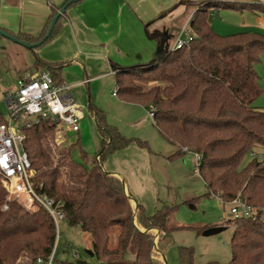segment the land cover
<instances>
[{
    "label": "trees",
    "instance_id": "obj_1",
    "mask_svg": "<svg viewBox=\"0 0 264 264\" xmlns=\"http://www.w3.org/2000/svg\"><path fill=\"white\" fill-rule=\"evenodd\" d=\"M82 1L72 2L67 9ZM191 4L197 6L191 20L193 38L172 50L163 46V35H151L158 44L155 58L119 68L115 75L117 95L155 110L159 133L178 146L170 159L188 152L201 155L199 170L207 186L203 196L216 195L230 202L241 194L257 209L256 218L227 221L234 231L232 257L226 264H264V157L254 156L242 165L249 153L255 155L254 150L264 149V108L254 105L263 93L255 65L264 53V33L222 35L208 20L212 8L264 13V3L199 0ZM61 8L52 10L37 36L7 32L30 43L39 42ZM66 14L60 16L52 34L40 46L60 32ZM37 63L57 82H63L64 63L40 58ZM89 107L103 138L91 167L74 161L73 147L56 144L52 137L57 124L51 119L42 118L25 129L33 184L63 203L70 225L90 233L96 264H167L162 241L172 237L175 228L169 225V218L179 205L164 202L148 215L143 204H133L134 196L126 190L124 181L103 167L110 155L132 143L149 151L150 145L140 138L124 136L92 101ZM4 121L0 113V123ZM1 181L0 175V264H16L20 258H27L26 264H35L40 257L48 258L57 235L52 217L43 208L29 211L9 200ZM194 200L198 198L191 202ZM156 228L160 231L157 248L152 232ZM206 228L196 230L202 234ZM179 252L181 264H202L196 262L192 246H180ZM71 264L90 263L77 260Z\"/></svg>",
    "mask_w": 264,
    "mask_h": 264
},
{
    "label": "rangeland",
    "instance_id": "obj_2",
    "mask_svg": "<svg viewBox=\"0 0 264 264\" xmlns=\"http://www.w3.org/2000/svg\"><path fill=\"white\" fill-rule=\"evenodd\" d=\"M177 1L178 3L181 2L180 0ZM197 1L199 2V0H190L192 3ZM223 1L247 2L244 0ZM196 9L197 6L191 4L186 13L181 12L183 15L177 20V24L181 25L182 28L191 11L193 10L194 13ZM249 16L251 15H242L240 11L219 7L209 10L208 20L211 25L215 24V27H217V23L225 24L223 26L229 24L227 28L238 24L239 29H224L221 33L228 35L245 31L247 27L244 24L245 21L248 22ZM169 38H172V36ZM165 41L166 39H164ZM151 43L157 45V41L154 39ZM164 44L166 48H170L174 41L171 42L170 39ZM13 56L10 55L9 57L8 54L0 50V113L4 119L8 117L6 96L18 88V77L21 71L17 70V67L25 65L23 60H17ZM127 62L132 64L130 61ZM144 62L149 61L145 60ZM255 68L260 76L263 93L254 102V105L264 108V53L261 54V60L256 63ZM92 87L94 96L88 92L86 87L75 88L72 91L80 105V110L85 114V118L81 122L80 133L57 126L52 137L55 139L56 144L58 146L73 147L72 158L74 161L91 167V161L96 158L102 141L97 121L89 107L92 101L95 106L106 114L108 122L122 127L120 132L124 136L147 141L151 150L162 154V156H154V162L152 168H150L151 173L148 174V177H143L146 175V170L143 173L138 171L136 173L138 174L137 178L128 176L127 171L124 174L129 184L135 183L134 190L137 193L133 191L131 193L135 201L138 200L137 202L144 205L148 215H153L164 202L170 205H179L178 210L169 218V225L175 228L172 231V237H165L162 241L167 264H181L180 246H192L195 249L197 263L218 261L221 264H226L229 262L232 257L230 242L234 231L233 225L227 222L233 218L230 212V204L224 203L212 195L203 196L207 192V186L201 175L194 171L196 156L186 153L183 157L170 159L169 156L173 153V147L177 150L178 146L164 139L153 125V120L148 115L149 107L124 100L121 102L120 96H114L113 92L117 89V86L113 76L100 80ZM254 152L255 155L252 152L246 156L242 165H246L254 156L264 157V149H257ZM105 162L106 160L103 162L104 168H106ZM1 182L4 186L3 181ZM195 198H198V200L191 202ZM215 224L229 227L211 236H204L203 233L200 234L196 230V228L210 227ZM156 229L152 232L155 235L157 248L159 236H157ZM91 249L92 237L90 233L82 231L78 226L70 225L66 219L62 220L57 241L56 263L71 264L77 260H82L90 264H96L98 262L96 256H91L87 252ZM76 252L79 253L78 258L74 256ZM27 261V258H20L16 264H26Z\"/></svg>",
    "mask_w": 264,
    "mask_h": 264
},
{
    "label": "crops",
    "instance_id": "obj_3",
    "mask_svg": "<svg viewBox=\"0 0 264 264\" xmlns=\"http://www.w3.org/2000/svg\"><path fill=\"white\" fill-rule=\"evenodd\" d=\"M66 1L0 0V28L16 34L37 36L44 29L52 10L63 7ZM180 1L178 3L177 0H83L66 10L67 14L60 32L47 44L30 49L0 35V50L9 57L14 55L13 58L25 62L22 67L17 65V70L21 71L18 79L27 74L46 70L39 66L38 58L52 63H64L61 71L62 81L72 86V91L75 88L86 87L94 96L93 84L111 76L115 78L116 71L121 67L145 64L148 63L144 62L145 60L150 62L155 58L158 44L151 43L154 39L151 35H163L166 39L165 42L163 40L164 47L166 46L164 43L170 39L175 43L181 30L177 20L191 6L190 0ZM244 1L264 3V0ZM240 12L242 15H251L248 22L245 21L244 25L247 27L245 31L264 33V13L252 9ZM192 14L193 10L187 18L190 19ZM223 25L225 24L217 23V27L215 24L212 26L220 34L224 29H239L238 24L229 28H227L229 24ZM170 36L172 38H169ZM173 46L174 44L170 48H165L172 49ZM127 61L132 64H128ZM114 96L118 97L117 94ZM120 101L122 102V99ZM93 117L96 119L94 112ZM84 118L83 112L82 120ZM152 120L155 126L154 119ZM173 148L174 153L176 149ZM156 155L162 156L158 151H149L132 143L110 155L106 159L104 170L120 177L127 191L135 192V183L129 184L124 173L127 171L128 176L137 178L138 171L143 173L146 170L143 177H148ZM137 201H133L135 206Z\"/></svg>",
    "mask_w": 264,
    "mask_h": 264
},
{
    "label": "built area",
    "instance_id": "obj_4",
    "mask_svg": "<svg viewBox=\"0 0 264 264\" xmlns=\"http://www.w3.org/2000/svg\"><path fill=\"white\" fill-rule=\"evenodd\" d=\"M192 38L190 18L181 28L172 50L183 47ZM114 94H117V89ZM5 101L8 117L0 123V175L8 192L9 200L19 202L29 211L43 208L52 217L57 233L54 249L48 258L40 257L35 264H57L59 227L66 215L62 202L37 190L33 184L34 171L31 169L25 145V129L43 118L51 119L62 129L65 127L69 131L79 132L83 112L72 93V86L64 82H57L49 70L20 77L18 88L7 94ZM149 115L154 119L155 110L150 108ZM194 154L196 156L194 171L200 174L199 166L202 157L198 153ZM214 196L223 201L220 196ZM224 203L230 204L233 218L257 217V209L241 194L232 201ZM157 236H159L158 230ZM74 256L78 258L79 253H74Z\"/></svg>",
    "mask_w": 264,
    "mask_h": 264
},
{
    "label": "water",
    "instance_id": "obj_5",
    "mask_svg": "<svg viewBox=\"0 0 264 264\" xmlns=\"http://www.w3.org/2000/svg\"><path fill=\"white\" fill-rule=\"evenodd\" d=\"M79 0H70L68 3H66L60 11H58V13L54 16L53 20L50 23L49 29L47 34L45 35V37L43 39H41L39 42L36 43H30L21 39H18L17 37L11 35L10 33H8L7 31L3 30L2 28H0V35L9 38L13 41L19 42L20 44L30 48V49H34L38 46H40L46 39H48L50 37V35L52 34L54 27L58 21V19L60 18L61 15H64L66 13L67 7L72 3V2H77ZM137 206V203H136ZM226 229L225 226H212L209 228H206L203 231V235L204 236H211L217 233H220L222 231H224ZM158 230V229H157ZM158 234L160 235V231L158 230ZM88 254H90L91 256H94V253L92 250H87ZM166 260V259H165ZM167 263V262H166Z\"/></svg>",
    "mask_w": 264,
    "mask_h": 264
}]
</instances>
